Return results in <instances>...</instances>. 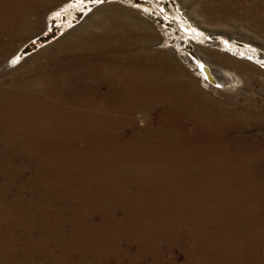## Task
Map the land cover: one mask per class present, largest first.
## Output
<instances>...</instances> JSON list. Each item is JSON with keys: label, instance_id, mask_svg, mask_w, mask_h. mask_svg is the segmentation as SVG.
<instances>
[{"label": "rangeland", "instance_id": "obj_1", "mask_svg": "<svg viewBox=\"0 0 264 264\" xmlns=\"http://www.w3.org/2000/svg\"><path fill=\"white\" fill-rule=\"evenodd\" d=\"M0 5V264H264V187L236 174L231 156L245 141L264 144V0ZM112 40L149 56L157 72L137 79L153 82L169 106L144 104L118 115L123 121L111 129L123 127L122 137L136 147L131 152L106 129L77 138L62 124L54 128L64 134L47 143L49 150L31 144L27 128H49L33 108L72 107L75 86L106 90L78 68L94 64L93 53ZM199 62L235 81L227 88L209 84ZM8 102L21 109L3 110ZM153 147L193 164L178 170H188L186 180L200 190L176 199L172 170L143 179L149 168L163 167L113 166L168 159L150 155ZM261 157L253 161L258 180L264 179ZM211 178L214 190L204 191Z\"/></svg>", "mask_w": 264, "mask_h": 264}, {"label": "bare ground", "instance_id": "obj_2", "mask_svg": "<svg viewBox=\"0 0 264 264\" xmlns=\"http://www.w3.org/2000/svg\"><path fill=\"white\" fill-rule=\"evenodd\" d=\"M1 3H2V1H1ZM15 7H17V6H15ZM2 10H5V8ZM0 12L3 13L4 11L3 12L0 11ZM23 12H25V11H23ZM23 12H21V13H23ZM13 13L14 12H12V14ZM3 15H5V14H3ZM6 16L8 17V15H6ZM6 16H5V18H6ZM11 16L12 15H10V17ZM9 28H13V27H9ZM106 40H107V37H106ZM103 43H100V45ZM106 43L103 44L102 47H100L98 49L96 48L97 49L96 52L94 50L95 55L93 53V55L91 56V57H93V60L95 61L94 64H92V65L89 64V68H85L86 66L84 67L82 64L79 63V68H78V69L87 71L89 74V77L98 85H100L102 83L104 85V87L106 88V90L103 93L99 94L96 91L97 88L96 89L94 88L92 90V89H87L88 87L78 88L75 86L74 89H72V96H71V97H73V100H71L72 107L71 106L70 107H67V106L61 107L60 105L58 107V106L52 105L50 103H44L43 106L40 108H37L34 106L35 108H33V109H35V110L33 112V114H34L33 116L37 117L38 120L45 118V120H43L42 122L40 121V122L41 123L45 122L49 128L43 129L42 124H41V127L37 128V129H34L32 126L27 128L29 138L31 137L30 136V133H31L32 139H35V141H36L35 142L33 140H30L31 144L36 143L37 145L41 146V149L49 150L47 143L54 141L57 137L62 136V134H64L62 132V130H60L58 128H54L56 125L62 124V125H65L68 129L70 126L74 131H76L77 133H75L74 136H77V138L83 134L90 135V133H91V134L96 135L99 132L103 133L104 130L106 129V131H105V133H107L106 135L114 138L117 141L116 144L120 148L126 149L129 152H131L133 149L136 148L134 145H131L132 142H130V141L124 139V137H122L123 130L121 128H123V127H121V128L114 127L111 129V127H112L111 125L113 122L114 123H116V122L122 123V121H123L122 118L120 116H118L120 114L121 115H123V114L124 115L125 114L131 115V114H133V112H134L133 110H135V108H140V107L144 106V104H146L148 106H155L157 103H162L161 101H163V100H159V97H157L158 92H157V89L155 88V85L153 82L152 83H150V82L149 83H143L137 79V76H139L141 74H146L148 72L152 73V71L153 72H157V71H155V69H154L155 67L153 66V63L150 65V61H148L149 56L143 55L140 53L142 51L138 52L134 48H131V49H129V51H127L128 49H124L123 46H122L123 49L121 46L120 47L116 46V42H114V41L110 42V43H108V42H106ZM123 50H125L127 52H123ZM89 53H88V56H89ZM86 55H87V53H86ZM100 58H103L102 59L103 61L102 60L100 61ZM16 60H18V58L11 59L10 65L15 64ZM77 64H75V65H77ZM70 66H71V64H70ZM198 69H199V72L205 77L206 81L209 84H212L214 86H219V87L221 86L223 88H227L228 83H233L235 81L234 78L232 77V75L226 73L225 71H223V70L214 71L210 66H207L201 62L198 63ZM90 78H89V80H90ZM161 87L162 88L164 87L165 90H168L167 88L172 87V86H171L170 82L168 83L165 81L164 83H162ZM168 91H170V90H168ZM144 92L148 95V98H146L145 101L142 100V97H143L142 95H144ZM170 95H171L170 92H168L167 96H170ZM52 97H53V95H52ZM51 99H49V100H51ZM34 101H36V100H34ZM32 103H30V104H32ZM66 103H68V101ZM162 104L169 106V104H167V103H162ZM28 105H29V103H28ZM3 107H4V108H2L3 110H10L12 108L21 109L20 106L13 105L10 102H8ZM179 107H181V106H179ZM5 108H7V109H5ZM1 112L2 111H0V118L1 117L4 118L5 115L3 116V112L2 113ZM189 113H192V112H189ZM19 114H21V113H19ZM113 114H117V115L115 116ZM0 121H2V123H3V120H0ZM7 123H10V122H7ZM78 123H81L83 125V128H82V126H74V124H78ZM203 123L198 122L194 125L197 128L199 126H200V128H202V127L205 128L204 126H206V125H204ZM85 124H88L89 126H84ZM40 131H41V133H39ZM43 131L45 133H43ZM116 131H119L120 137H122V138L117 137V135L119 133L117 135L114 134ZM20 136L22 138L21 140H24L26 138L25 132L21 133ZM27 139H28V136H27ZM27 141L28 140H26L23 144L26 145ZM257 141H259V140H256L253 142L245 141L244 144L241 143V144L237 145V147H239L241 150H238L239 152L237 153V155H231V156L233 158V169L238 170L236 174L240 175V174L245 173V174H243L244 179H247L249 184H251L252 186L257 185V186H263L264 187V179L258 180V179H256V176H255L257 169L255 168L253 161L258 156H262L261 158L264 157V144H261L260 142H257ZM246 146H248V149ZM153 149L155 150V152L151 153L150 155L168 156V159L160 161V160H149L148 158L143 157L142 159H139V161H135L134 159H132V160H127V161H122V163H120L119 165L117 164V165H113V166L115 168H128V169H132L135 167L143 169L144 167L149 168L150 166L155 167V168L163 167V168H161V172H159V173L156 172L158 170H153L154 168H149V172L147 174H145V177H143V179L153 178V177L158 176L159 174H163L164 171L168 172V171L172 170V171H170L171 177H173L174 175H175V177H173L172 183L170 184V188L175 189V191H177V193L174 192V195L172 196L176 199H179L180 197H182L183 193L189 194L190 190H192V191L200 190V183L195 184V183H192L193 180L192 181L186 180V179H188L187 178V173H188L187 171L188 170H178V169L184 168L186 165H193V164H191L185 160L181 161L179 158L183 155H180L178 157L173 158L174 157V155H172L173 151L170 148H167L164 152H159L160 150L157 147H153ZM221 149H223V148H221ZM77 155H80V153L77 152ZM241 158L245 159V161L243 163H239L240 161H243V160H240L239 162H237ZM258 160H259V158H258ZM201 164H203V163L201 162ZM169 165H171V167ZM108 166L111 167L110 162L108 163ZM202 169H203V167L201 166L200 167L201 173H202ZM178 171H180V172H178ZM176 175H178V176H176ZM179 178H181L180 184H178ZM175 179H176V181H175ZM236 179H238V178H236ZM114 181H115V178L112 180V182H114ZM109 182L112 183L110 180H109ZM206 182H207V184H204L205 185L204 191L212 192V190H214L213 185H212L213 179L211 178V183L209 181H206ZM191 184H195V185L193 186ZM182 191H184V192H182ZM198 195H199V192H198Z\"/></svg>", "mask_w": 264, "mask_h": 264}]
</instances>
